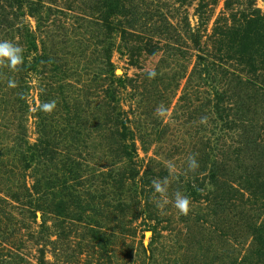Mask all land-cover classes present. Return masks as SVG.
I'll list each match as a JSON object with an SVG mask.
<instances>
[{
    "label": "rangeland",
    "instance_id": "rangeland-1",
    "mask_svg": "<svg viewBox=\"0 0 264 264\" xmlns=\"http://www.w3.org/2000/svg\"><path fill=\"white\" fill-rule=\"evenodd\" d=\"M129 1L132 9L138 7L135 13L140 20L134 25L138 31H147L148 26L156 22L155 32H164V20L172 26L168 28L169 36H162L164 51L155 56H143L135 65L119 53V32L115 31L112 36L114 75L130 80L120 93L123 108L132 122L136 153L144 165L154 159V171L163 167L162 171H156L161 179L169 175L166 168L169 161L176 165V174L169 177L168 196L172 199L176 191L188 195L192 202L191 212L183 216L171 203L164 210L157 209L155 201L159 197L154 192L150 210L157 215L159 235L153 237L148 231L153 222L146 223L135 237H124L121 245L113 246L117 229L110 221L114 217L106 211L93 209L82 220L65 224L63 241L52 253L54 257L48 254V260L60 258L62 264H133L132 261L136 264H264V64H259L254 73H246L233 60L220 61L219 64L227 68L223 69L211 58L198 62L195 57L214 54L213 50L218 46L214 43L215 30L222 32L234 26L233 18L238 19L248 5L263 13V1ZM54 5L46 3L54 11L42 32L47 52L56 64H42V69H37L42 71L40 75L32 70L28 72L32 78L29 85L33 87L27 94L30 142L35 139L31 100L39 105L40 86H45L46 92H49V86L57 96L55 110L50 115L47 113L57 136L67 123L65 119L61 120L64 115L61 85L68 82L76 86L87 82L94 84L93 72L98 71L101 58L96 27L88 24L84 15L90 7L86 0H56ZM6 19L0 11V40H10L26 48L22 40L23 27L28 26L34 32V19L28 16L18 19L12 15ZM193 32L201 35L200 47L205 53L196 52L188 41ZM165 40L171 45L166 46ZM172 49L187 51L185 59L175 58ZM76 50H79L81 70H88L87 73L82 71L80 77L77 73L71 76L69 71L73 59L69 56ZM194 66L195 70L191 72ZM157 70L154 79L144 76ZM9 79L15 81V87H9ZM17 79L15 72L0 67V161L4 163L12 156L13 136L19 133V114L15 107L16 97L20 94L16 88ZM161 104L167 113L158 117L155 113ZM202 116L208 117L206 125L200 123ZM90 132L82 133L79 143L82 155L77 153V156L83 160L81 182L91 192L88 198L94 199L97 195L92 192L108 187L109 177L105 175L109 174L111 165L105 147L111 138L108 132H103L102 136L100 130ZM193 153L198 154L200 165L196 173L187 171V158ZM3 172L4 167L0 165V174ZM187 177L200 180L194 183L195 194L188 191ZM68 182L71 183L70 179ZM78 186L82 187V184ZM18 213L0 206V256L22 254L32 263L34 249L28 233L37 229L31 218H25L23 222L25 216ZM39 223L40 215L37 214L36 224ZM53 223L51 219L47 221L48 226ZM87 225L103 228L101 232L90 234L84 229ZM5 227H10L9 231H5ZM21 234L27 248L19 246ZM74 236V243L70 245L69 240ZM140 244L151 248L152 257L149 258L148 253L138 256Z\"/></svg>",
    "mask_w": 264,
    "mask_h": 264
},
{
    "label": "trees",
    "instance_id": "trees-1",
    "mask_svg": "<svg viewBox=\"0 0 264 264\" xmlns=\"http://www.w3.org/2000/svg\"><path fill=\"white\" fill-rule=\"evenodd\" d=\"M262 1L264 4V0ZM49 2L54 5L56 0L0 1L1 15L5 20L9 15L18 19L28 16L32 17L36 24L34 32L29 30L28 26L23 27L22 40L26 44L23 53L24 64L18 72H15L18 78L16 88L20 90V94L16 97L17 106L14 105L19 114L17 118L19 133L14 134L12 138V156L8 158L7 163L0 161V165L4 167V172L0 174V193H3L0 196V206L5 207V210L19 211L18 214L25 216L23 222L25 218L26 220L31 218L37 229L28 233L31 238L29 243L34 249L32 263L28 262L29 259L26 256L19 254L1 255L0 264H62L60 258L49 261L48 254L58 250L63 241L65 227L77 220H82L86 213L93 209L106 211L114 217V220L110 221L115 223L117 229L113 246L121 245L124 237H135L138 229L146 223L153 222L148 229L153 237L159 235L157 215L150 210L154 197L151 182L154 178H161L156 171L158 169L162 171L163 167L154 171L152 168V164L156 163L154 159H150L145 165L139 162L132 122L128 112L123 108L120 93L126 81L130 80L117 78L114 75L111 54L115 45L112 42V36L115 31L119 32L120 44L117 47L119 53L126 57L131 65H135L143 56H155L160 51H164V46L161 45L164 40L162 36H169L168 28L172 26L164 20L165 29L162 31L166 34L155 32L156 22L148 26L149 30L138 31V28L134 26L140 20L139 15L135 13L138 7L132 9L129 0H86L90 7L84 15L87 23L96 27L98 39H100L101 58L98 71L93 72L92 77L96 79L93 80L94 84L87 82L82 86H76L68 82L61 85L64 89V92L60 94L64 110L61 120L65 119L67 123L57 136L50 126L49 113L40 110L43 102L56 101L57 96L49 86V92H46L45 86L41 85L38 94L39 105L37 106L31 100L35 119L33 122L35 139L30 142L27 135L26 117L29 101L27 94L33 87L29 85L32 78H29L28 72L32 70L40 75L42 71H37L38 67L42 69L45 63L56 64L52 62L47 52L45 35L42 32V28L47 27L51 12L54 11L51 6H46ZM55 5L54 9H56ZM233 22L234 26L227 27L222 32L215 30L213 33V36L217 34L214 43L218 45L213 50L214 54H209V57L205 56V58L195 57L198 62H206L211 58L217 61L218 67L223 69L227 68L221 66L220 61L233 60L242 72L254 73L259 64H264V12L253 10L248 5L238 19L233 18ZM40 34H43V37H40ZM188 37V41L196 52L205 53L200 47L201 35L198 32H193ZM165 45L170 46L171 42L165 40ZM171 51L174 52L175 58L179 56L185 59L187 54V51L183 52L180 49ZM31 53H33L32 56ZM215 53L218 55L216 56ZM71 55L69 56L73 58L69 67L71 76L77 73L80 77L83 75L82 71L87 73V69L81 70L79 50ZM194 70L195 66L191 72ZM155 72L157 73L158 70ZM87 130L91 132L100 130L101 136L103 132H108L111 138V142L105 147L111 165L108 168L109 174L105 175L109 177L108 187L102 191L92 192L97 195L94 199L88 198L91 192L85 187L84 182H81L83 160L78 157L82 155V147L79 145L81 135ZM100 135L95 136L100 137ZM57 138L60 140L56 141ZM77 153L80 155L77 156ZM197 181L200 180L186 178L185 183L190 194H195L194 183ZM79 184H82V187H79ZM101 194L105 196L102 197ZM58 195L59 197L56 198ZM37 214L40 215L38 225L36 224ZM50 219L54 223L48 226L47 221ZM138 221L142 222L141 225L137 224ZM17 224L20 227V223L17 222ZM102 228L87 225L84 229L90 234H95L97 231L101 232ZM8 229L10 227H5L4 230ZM74 239L75 236L69 240L70 245L74 243ZM86 243L89 244L87 241ZM26 245L27 242L22 240L21 234L19 246L22 249L27 248ZM75 245L78 248V243ZM48 246L51 247L50 250ZM147 253L149 258L152 257L151 248L140 244L138 256ZM51 256L54 257V254ZM132 262L134 264L135 261Z\"/></svg>",
    "mask_w": 264,
    "mask_h": 264
},
{
    "label": "clouds",
    "instance_id": "clouds-1",
    "mask_svg": "<svg viewBox=\"0 0 264 264\" xmlns=\"http://www.w3.org/2000/svg\"><path fill=\"white\" fill-rule=\"evenodd\" d=\"M24 49L17 43H14L10 40H0V67H6L12 72H18L22 65L24 64ZM149 79H154L157 75L155 71H151L147 73ZM9 87H15V81L9 79L8 81ZM56 108V101H46L40 105V110L45 113H51ZM167 109L163 104L158 105L156 109V115L158 117H162L166 115ZM208 117L202 116L200 118L201 124H207ZM198 154H190L187 158V171L191 173H196L200 167L199 161L197 159ZM166 168L168 171V176L164 178H154L152 180V188L154 192L159 197L156 201V207L159 210H164L166 206L171 203L173 207L178 211L179 214L183 216L189 215L191 212V198L182 193L181 191H176L173 194V198L169 199L168 196V188H169V177L174 176L177 172L176 165L169 161L166 164Z\"/></svg>",
    "mask_w": 264,
    "mask_h": 264
}]
</instances>
